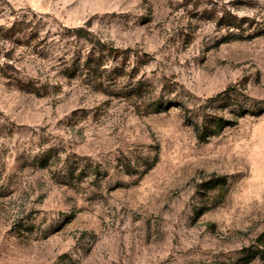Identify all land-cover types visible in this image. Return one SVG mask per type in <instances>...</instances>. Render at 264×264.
Listing matches in <instances>:
<instances>
[{"label": "rangeland", "instance_id": "1", "mask_svg": "<svg viewBox=\"0 0 264 264\" xmlns=\"http://www.w3.org/2000/svg\"><path fill=\"white\" fill-rule=\"evenodd\" d=\"M211 8L264 27V0H0V264H264V34Z\"/></svg>", "mask_w": 264, "mask_h": 264}, {"label": "trees", "instance_id": "2", "mask_svg": "<svg viewBox=\"0 0 264 264\" xmlns=\"http://www.w3.org/2000/svg\"><path fill=\"white\" fill-rule=\"evenodd\" d=\"M198 3H196L197 5ZM238 5L237 3H235ZM196 5L194 7H196ZM201 14H204L207 19L213 20L216 25L221 27H226L229 29L228 35L225 37L224 40L229 39H239V38H252L256 35H262L264 34V27H260L257 30H255L253 33H249L248 35H241L240 31L249 30L252 28V23L256 21V16L250 17L247 15H240L237 12L233 11L232 9H222V11H219V14H217V11L214 8L211 9H204L200 11ZM78 37H84L89 42L95 43V40H93V37L90 33V31L85 30L83 27L75 29ZM88 34V35H87ZM97 41V40H96ZM100 49H103L105 44L101 43V41H97L95 43ZM89 63L93 62V58L90 57L87 60ZM9 65V64H8Z\"/></svg>", "mask_w": 264, "mask_h": 264}]
</instances>
